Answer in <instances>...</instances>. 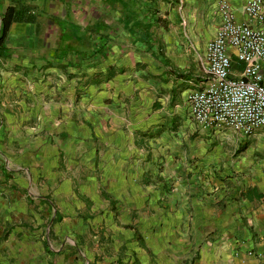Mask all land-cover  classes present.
I'll use <instances>...</instances> for the list:
<instances>
[{
  "label": "crops",
  "instance_id": "obj_1",
  "mask_svg": "<svg viewBox=\"0 0 264 264\" xmlns=\"http://www.w3.org/2000/svg\"><path fill=\"white\" fill-rule=\"evenodd\" d=\"M19 3L40 14L0 59V264H264V136L187 108L217 0H0V16Z\"/></svg>",
  "mask_w": 264,
  "mask_h": 264
},
{
  "label": "built area",
  "instance_id": "obj_2",
  "mask_svg": "<svg viewBox=\"0 0 264 264\" xmlns=\"http://www.w3.org/2000/svg\"><path fill=\"white\" fill-rule=\"evenodd\" d=\"M217 0L220 27L199 56L204 83L186 98L189 117L202 128L264 136V0Z\"/></svg>",
  "mask_w": 264,
  "mask_h": 264
},
{
  "label": "trees",
  "instance_id": "obj_3",
  "mask_svg": "<svg viewBox=\"0 0 264 264\" xmlns=\"http://www.w3.org/2000/svg\"><path fill=\"white\" fill-rule=\"evenodd\" d=\"M15 16V7H7L5 12L0 16V59L6 57L5 41Z\"/></svg>",
  "mask_w": 264,
  "mask_h": 264
},
{
  "label": "rangeland",
  "instance_id": "obj_4",
  "mask_svg": "<svg viewBox=\"0 0 264 264\" xmlns=\"http://www.w3.org/2000/svg\"><path fill=\"white\" fill-rule=\"evenodd\" d=\"M32 10L37 11L39 13V11L36 8H26L25 6H22L19 3L18 6L16 7V16H15L13 23L21 22V21L29 22V21H33L34 19H36L37 13L33 12L31 14ZM27 11H29V13H27ZM13 174L14 175L12 176H14V178H18L17 173H13Z\"/></svg>",
  "mask_w": 264,
  "mask_h": 264
}]
</instances>
